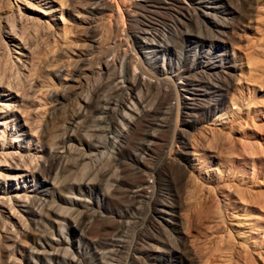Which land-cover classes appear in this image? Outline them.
Returning a JSON list of instances; mask_svg holds the SVG:
<instances>
[{
	"label": "rangeland",
	"instance_id": "obj_1",
	"mask_svg": "<svg viewBox=\"0 0 264 264\" xmlns=\"http://www.w3.org/2000/svg\"><path fill=\"white\" fill-rule=\"evenodd\" d=\"M90 1L91 0H0V80L2 81L3 86H13L12 88L18 90L20 93L21 92L24 94L26 93L25 95L28 94L30 97L27 95L28 102L26 106L30 105L29 99L30 101H34V106L33 105H30V107L27 106V108L25 109L26 111L24 113L25 118L27 119L29 118L28 122L30 121L29 123L31 126L33 125L32 127H34V125L35 127L36 126L44 127L45 124L42 123L43 122L45 123L44 120L48 121L49 116L50 118L53 116L51 118L52 120L55 118L56 119L60 118V120L62 119L61 121L65 123L66 121H68V119L72 117V114L73 116L76 115L77 111L81 110L80 108L85 109L84 107L85 102L81 100L80 101L75 100L74 95H71L68 102H66L65 104L58 105L57 101L55 100V97L52 96L50 93V91L53 90L60 91L62 88L59 79L54 74L57 71V69L62 68L64 69V71H67L68 69H69L68 71H71L76 67L82 69L83 67L80 66L82 65L85 67L87 65L89 66L91 64L90 62H92V65L93 62L94 64L95 62L96 63L100 61L102 62V60L106 58H110V54H112L115 58L113 60V56L111 55L112 61L115 62L116 66L117 64L119 66L118 61L121 59L120 57L123 56L124 54L123 52L127 53L126 51H129L127 54L129 57L128 60L130 59V57L131 60L132 57H134L133 59H135L136 61L135 62L133 60L131 61L134 62L135 64L131 63L134 66L131 64L129 65L128 73H126L125 76L128 75L129 73H131L130 76L133 75V73L134 74L136 73V75L146 76V78L150 76L154 78V75H152L153 73L152 72L150 73V71H153V69L151 70L150 66H148L144 61V56H143L144 51L142 48L144 47L145 44L149 42V40H146V42H144L145 37L147 39H151V38L155 39V40L152 39V44L154 41L159 40L153 44L154 45L153 49L155 50V53H160L159 45L165 47L166 67L169 69L170 72L171 65L172 66L178 65V71L179 72L181 71V77L179 78L174 77L173 75H171L172 72L170 74L168 73L163 75V77L164 76L168 77V79L167 77L166 79L165 78L163 79V80H168V81H164V85L166 84V82L168 84L172 82L175 87L176 84V87L179 90L178 93L180 97L179 96L176 97L177 93L174 91L175 88H171L172 89L171 91L170 87H173L172 84L169 87L168 84H166L168 86L166 85L164 86L162 83L161 85L162 89L160 88L161 92L158 93H156L155 89L153 88H152L153 91L150 88L149 89L151 91L149 89L148 91H146L148 94H145L147 97V102L145 99V103L147 104H149L148 102L151 103L149 104L150 105L149 112L146 111L145 112L146 117H143L142 115V117H140L139 120H137V123L135 121L133 122V124H130L131 126L129 127V129L124 132V136L121 140V143L118 144L119 147L117 146L116 153H114L116 159L112 160L113 158L109 159L107 157L105 158L103 157L101 158V160L99 159V161L96 160L93 162H89L87 164L88 172H86L85 176H88L89 178L94 176L93 177L94 184L92 183L91 185L92 188L90 195L84 194L82 197L89 198L92 206H96L95 203L99 201V207L96 208L97 213L95 212L96 215L94 214L93 219L90 221L88 228L85 229L86 231H84L82 236H77V234H75L72 229H70L67 234L69 239L73 240V242H75L76 239L78 238L76 241V245L80 243L87 249L86 253L82 257V263L80 264H89L91 261L96 262L97 264H106V261L109 264H113V263L114 264H148V262L153 264H169L171 262V264H174L176 262L175 261L177 255L176 251L178 250V246H180L182 249L185 248L182 245L183 244L182 240L184 238L186 239V240L184 239L186 241V250L191 249L192 244L190 243H193V245L196 244V246L194 245L193 247L195 249L197 248L196 251L198 250L197 251L198 254H197V260L194 262V264H213L215 261H219L218 260L219 258L216 256V254H213L216 253L214 251V245L216 240H218L219 238L218 234L217 236H214L215 231L218 229V228L216 229L217 223L215 222L214 214H216L215 211L218 210L219 205H221L220 204L221 197L218 196L217 200L218 199L219 200L217 202L213 201L212 203L211 202L212 200H210L211 198L207 196L209 195L212 197V194L215 192L214 191L215 189H212L215 187L210 188V186L211 185L214 186V184H211L210 186L208 185L209 181L213 176L209 168L214 164H216V162L222 163L223 165L226 164V162L224 163L223 158L221 159V157L218 158L210 157L212 151H214L215 149L217 150L218 147L221 145V143L219 145V143L212 142L211 140H207V138L205 137L212 136V134L220 135V133L223 134L225 131H229L230 133L228 132L225 133L229 134L231 138H233L234 142H236L237 148L242 153V154L230 153L231 155L229 156L230 157L229 160L231 159V162L228 161V163H231V165L234 164L238 167H241V171L239 169L233 170V168H231L234 172L232 173L230 171V173L227 174L228 176L226 177L228 182L236 183L240 181L241 178L243 177L244 180L246 181L249 180L248 183L250 185H253L255 183L254 189L256 188L257 183L260 184L259 180H262L261 183L264 182L263 172L259 173L260 175L262 174V176H260L259 178L258 175L253 176L252 174H250L253 167L254 169H256L259 166L258 165L259 162H257L258 160L256 156L261 151H262L261 152L262 156H264L263 155L264 141L262 139L264 137V123H262L263 121L261 120L262 119L261 116L262 114H260L261 111L258 110V109L260 110L264 109V0H243V1L231 0V5L234 6L235 9H231L230 7L229 11L233 12L234 14L233 13L230 14L229 12L223 14L218 13V16L222 18L225 17L228 19L227 27L224 28H222L221 26H215L216 25L215 23H210V20L208 19L207 15L201 16L200 15L201 10H203V12L207 11V9L203 7H197L196 9H194L195 11H191L192 13L191 12L190 13L192 14L191 15L192 17H189L186 15L185 9H183L178 4L176 7H174V9H169L168 11L163 10V12H161L162 11L161 9L145 5L143 1L137 2V4L134 3L133 1L132 2L128 1L126 4H123L119 0H116L115 3L117 6H119V8H118V13L114 14L115 16L109 14V12L103 13V16H101L100 14L97 15L101 17H99L96 21L97 23L95 27L97 31L95 32V34L98 36H95V38H97L98 41L102 43L101 44L102 46L105 45V43L106 45H108L106 47L100 46L99 47L100 49L98 50L97 48L98 45H100V43L98 42L97 45V43H94L90 40L92 38L90 36H92L94 33L91 30L89 32L86 31L88 29L85 28L86 23L84 22L85 16H89V14L85 12L84 8L87 7V4ZM206 3L210 4L209 2ZM52 6L56 7V11L50 13L49 8H51ZM60 9L62 12L61 14H60ZM150 10L152 11L149 12ZM119 11H121L123 14ZM134 11H140V12H134ZM117 14L118 15L122 14V17L118 16ZM31 16L33 18H36L38 23L40 22L43 26H39L38 28L36 26L37 25L36 23L34 24L32 21H30V19H28ZM77 16H81V17L79 18ZM83 16L84 18L82 19ZM147 18L151 20H148ZM152 20L153 21L155 20L154 23ZM47 22L52 25V29L46 28ZM9 25L13 28L15 27L16 29L18 28L17 35L19 37L22 35L20 37L22 41L26 43V45H29L30 47L33 48L34 53H36L34 57H37L38 55V57L35 58L36 62L34 61L33 58L32 64L33 63L34 64L32 65V68H34L35 70L33 69L34 71L32 70L31 73L27 72V70L23 68L22 64L20 63V60L17 61L19 57L23 58L20 53H15V51H19V48L15 47L12 44V42L9 41L8 38L6 37L7 34L6 32L9 31V27H10ZM117 28L119 29L117 32L118 35L113 37L115 35V31ZM55 29L56 32L59 31L61 33V37H57L54 36V34H52L55 32ZM145 29L147 32L149 30H152L151 31L152 33L150 34L149 31L148 33L142 34L145 32ZM186 29L190 30L189 32L191 33L194 32V34L198 37L207 38L204 44H202L203 45L202 49L200 46L198 47L196 43L192 42V40L189 38V35L185 34V32H187ZM199 32L200 34L202 33L201 36ZM162 33H163L162 36H164V38L160 39L159 35ZM143 35L146 36L143 37ZM107 40L110 42L109 44H107L108 43ZM197 43H201V42L198 41ZM95 45L97 47H95ZM115 46H116V50H114ZM128 47L130 49L132 47V51L134 50L133 51L134 56L132 51L130 52V49ZM95 48L96 51L93 50ZM104 48L105 50H103ZM199 49L201 53H204L203 55H206L205 57L198 58V60L199 59L202 60V62L200 61L199 66L205 64L208 61H209L208 63L212 62L213 64L218 65L217 67H215L216 69L211 70L213 71L212 76H208L207 74L200 76L198 73H194L193 70L188 71L189 68L192 66V64L195 62V60H197L196 52L197 50L199 52ZM104 51L106 52L107 55L105 54ZM117 51H120L121 53ZM102 52H104L106 56ZM220 53H223L222 54L223 60L221 59L218 60V58H214L216 55ZM75 54H79V57L77 58ZM101 55L102 56L104 55L103 57L104 59L100 57ZM89 57L92 59H90ZM116 57L119 59L117 60ZM86 58L87 59L89 58L88 61ZM76 59L77 61L79 60L80 61L77 62ZM86 62H88L89 64ZM101 62L99 64L97 63L98 66L95 64L96 68L98 67L97 69L94 66L92 67V65H90L92 68L89 66L91 70L93 69L94 73H92L93 71H89V68H87L88 66L86 67V69L84 67V72L86 73L84 77L85 79L83 81L84 87L82 92H84V94H86V92L89 94V100L93 98V93L91 92L93 91V88L100 83L101 79L102 81L100 84H102L106 80L107 71ZM143 62L145 65L142 64ZM77 63L79 66H77ZM143 65L145 67L148 66L147 69H145ZM142 66L144 67L143 68L144 70L142 69ZM133 69L135 70V72ZM222 69L227 70L232 74L234 73L233 76L235 79H237L236 81L234 80V82H236L237 89L233 91L235 95L232 96L233 99L236 100V102L233 99L231 100L230 98H226L224 104L216 105L217 107L218 106L221 107L220 110L219 108H217L218 110H213V109L211 110L212 111V114L210 113L211 116L206 114H199L198 121L194 126L189 125V123H184L183 118L185 117L184 114L187 111V106H185V104H187V101L183 96H190V94L185 93V91L182 89V86L180 85L186 83L187 82L186 77L191 76L190 73L191 74L193 73L192 77L197 76L195 78H198L200 76L198 80L202 81L203 82L202 84L212 83L218 85L219 86L218 88H225L226 83L223 80L219 82V77L216 76L217 70H220L221 73L223 72L221 71ZM105 71H106V75L105 73H102ZM141 71L142 74H138L141 73ZM147 71H149V73ZM96 72L97 73L100 72L99 76L104 75L105 76V77L103 76L104 79L102 77H99ZM93 74L97 75V78ZM251 75L254 77H252ZM88 76H92V79L89 78ZM86 77H88V79ZM160 77L163 78L162 76ZM121 78L124 80V78L126 77L119 76L114 80L115 84L116 83L117 85L119 84L118 85L119 88L120 85H126L127 83V82L123 83V81H121ZM89 79L90 81H88ZM96 79L100 81L98 82V80ZM211 79L212 81L210 82ZM179 82H181V84ZM87 83L88 85L86 87ZM119 88L117 87L114 90H112L116 93L115 94L113 92L115 96L117 95V93H120V91H122V89ZM166 88L167 91L169 90V92H165ZM116 89L118 90L115 91ZM88 90H90V92ZM163 91L164 94L166 93L165 94L166 96L163 95L162 93ZM173 91L176 94H174ZM154 92L156 95L154 94ZM113 93L111 94V96L114 95ZM169 94L170 95L172 94L171 95L172 98L169 96ZM159 95H163L164 97L162 96L159 97ZM236 96H238V98ZM239 98H241L240 100L246 105L242 104L243 105L242 106L241 105L242 102H240V100H237ZM209 102H211V100H209ZM246 102L249 103L247 104ZM168 103L170 104L167 105ZM237 103L239 106L237 105ZM226 105H228V108H226ZM234 105H236L235 107L241 109L239 110L238 108H235ZM36 109L37 111H35ZM165 109H169L168 111L170 112L166 113L167 110ZM227 109H230V114H225L226 116L224 115V117L220 121L216 120L214 123L215 125L209 124L210 121H212V119H215L220 113L223 112V110H227ZM164 110L166 111L165 113ZM199 112H202V110ZM146 113L147 115L148 114L150 115L147 116ZM231 115L232 117H230ZM80 116H82V113ZM209 116L211 120L208 122L206 121V119ZM160 117L161 118L163 117L164 120L162 118L160 121ZM248 118L250 121L248 120ZM39 119L41 121H39ZM243 119L245 121L248 120V122L246 121L247 123L245 124V121ZM232 120L234 121L232 122ZM252 121L254 122L253 124ZM156 123L157 124L161 123L160 125L161 127L156 126ZM163 123L164 124L166 123L165 126ZM86 125H87V121L83 120L80 121L78 124H73V126H68L70 131L72 130L74 133V139L70 141L72 147L73 145L74 147L77 146L79 140L81 141V143L85 142L86 138L88 137ZM152 127L159 128L158 130H156L158 136L156 135L157 137L153 139L154 141L153 144H151V146L149 145L146 148L145 147V144L147 142L146 133H148ZM9 131H10L9 134H11V130ZM185 131L187 132V135L189 134L190 136H193L195 138L198 139H200L199 137L205 138V139L202 138L203 140L201 139L204 147L203 153L201 155L198 165L195 164V162L197 163V161H190V163H192V168H191L188 165V162L182 161L184 164L186 163V168L185 166L177 163V165L180 166V169L182 168L183 170L176 168L174 169V167L172 166V164H170L169 161H171L170 158L171 157L174 158L175 155L176 158H178L176 151L177 149L182 148L180 147L182 145L181 142L183 139L182 133ZM7 137H8L7 140L9 141L11 138H9L10 136ZM247 139H257L259 142L262 143V147H257L256 143L252 144L251 141H247ZM240 140L242 144L240 143ZM242 140H244V142H242ZM204 141H207V143ZM25 144L26 143H24L22 140H19L17 138L12 143L13 146L18 145V148H24L23 146H26ZM39 145L40 143H37L36 146L31 145V147L28 148L31 152H33L34 150H38V149L40 150L41 147ZM81 147H84V145H82ZM248 154L250 155L248 156ZM28 162L29 164L32 165L33 163L34 165L36 163L35 160L33 159H30V161ZM105 168L106 170L112 168L113 171L116 169V172H114L115 175L113 174L114 175V176L112 175L113 178L111 177L112 179L109 180L110 183L111 182L113 183L109 185L110 186L109 191H107L108 185L106 187L107 189H105L106 181L104 180L106 179V176L104 177V172H103V170L105 171ZM245 171L249 173L244 175V173H246ZM169 174H171L174 178ZM230 174L231 175L235 174V175H232L231 177ZM178 177L179 179H177ZM172 178L174 180H172ZM178 183L179 185L180 184L181 185L179 186ZM147 195L149 197L154 196L156 198L165 197L168 200V202H171L173 204L178 203L179 200L181 199L180 201L183 202L182 205L183 209H181L180 212H182V215L184 214L185 217L184 215L183 216L177 215L176 212V215L172 216V218L174 219V221H180V220L188 221L189 219H191L192 216L193 220L192 219L191 221L189 220L190 223L188 221L189 228L185 233L186 235L184 234L182 235V237L180 236L179 231L177 229L178 225L176 224H168L167 226H164L162 224L159 226V224L157 223L158 221L156 222L157 217L155 216L154 213V200L151 199L149 200L148 199L149 197ZM205 199L207 200L205 201ZM187 203L189 206L187 205ZM207 205L211 207L213 206V208H211V212L209 211L210 213H207L206 215V212H204V210L205 211L209 210L208 209L209 207ZM80 209H83L82 211L86 212L84 208H80ZM200 209H201V214L199 220L198 219L196 220L194 219V214L196 213V211H199ZM86 217L87 216L85 215V213L79 216L80 219L81 218L84 219ZM201 217L203 218L201 219ZM240 218H241L240 216L239 217L237 216L236 220L233 223L234 228H237V230L241 228L243 229V224H241ZM197 221L201 222L199 223L200 225L198 223L196 224ZM210 221H213L214 223ZM205 223H207L208 225L207 224L205 225ZM211 223L216 227L212 226ZM6 224L7 223H5V220L2 218V216H0V232H1L0 237L2 233H4L2 229L5 230V227H8ZM103 224L105 225L103 226ZM106 224H108L109 227ZM117 225H122L124 229V233L122 236L124 240L121 238L122 241H120V243H117L119 245L117 244L115 246H111L110 244L108 245V243H110L109 240L110 234L113 231V229L117 227ZM225 225L226 224H224V226ZM221 227L222 229H225L223 228V225ZM98 228H100L102 231L97 232L99 231ZM147 237L153 239L149 240ZM154 238L155 239L157 238L156 239L157 241H155ZM189 239L193 242H190ZM231 239H235L237 243V238H231ZM125 240L126 242H124ZM232 241L234 242V240ZM210 245L212 246L210 247ZM109 247H112L111 251H108ZM153 247L156 248L158 251L155 252L153 250ZM106 249L108 252L106 253L105 251V254L107 255L108 258L105 257L106 256L105 254H104L105 256L104 255L101 256L103 254L101 253V251ZM151 253H153L154 255L158 254V256H161V258L158 257L157 259H153L149 256L151 255ZM95 255H97L96 259L94 257ZM15 256L17 257L15 264L27 263L26 258H24L23 256L18 254ZM100 257L102 258L104 257L106 259V260L103 259L105 260V263ZM0 259L2 260V261L0 260L1 262L0 264H2V262L6 264V260L4 257L1 256ZM259 264L262 263L260 262Z\"/></svg>",
	"mask_w": 264,
	"mask_h": 264
},
{
	"label": "bare ground",
	"instance_id": "obj_2",
	"mask_svg": "<svg viewBox=\"0 0 264 264\" xmlns=\"http://www.w3.org/2000/svg\"><path fill=\"white\" fill-rule=\"evenodd\" d=\"M115 1L116 0H114V1L113 0H91L87 4V7L84 8L85 12H87L89 14V16H85V20H84V22L86 23L85 28L88 29L86 31L89 32L91 30L94 33L92 36H90L89 34L88 35L90 37H92L90 40L94 43H97V45H98V42L100 43V41H98V39L95 38V36H98L95 34V32L97 31V29L95 27V25L97 23L96 21L99 17L103 16V13L109 12V14H111L113 16H115L114 15L115 13H118L119 6L116 5ZM119 1L123 4H126L128 1H131V2L133 1L136 4H137V2L143 1L145 5L161 9L162 10L161 12H163V10L168 11L169 9H174V7H176L178 4L183 9H185L186 15L189 17H192L191 11H195L194 9H196L197 7H203L205 9H207V11L203 12V10H201L200 15L201 16L207 15L208 19L210 20V23H215L216 24L215 26H221L222 28L227 27L228 19L225 17L222 18V17L218 16V13L223 14V13L229 12L230 14H232L233 12L229 11L230 7H231V9H235L234 6L231 5V0H119ZM239 1H243V0H239ZM206 2H209L210 4H208ZM130 9H129V11H130ZM49 11H50V13L56 11V7L52 6L51 8H49ZM121 11H119V12H121ZM151 11L152 10H150L149 12H151ZM134 12H140V11H134ZM61 13L62 12L60 9V14ZM128 13H130V12H128ZM98 14H100L101 16H97ZM122 14L121 15L117 14V15L122 17ZM106 15H108V14H106ZM81 16H82V14H81ZM81 16H77V17L80 18ZM109 17H112V16H109ZM123 17H124V15H123ZM83 18H84V16L82 17V19ZM28 19H30V21H32L34 24L36 23L37 24L36 26L38 28H39V26H43L40 22L38 23L36 18H33L32 16L29 17ZM148 20H151V19H148ZM142 21H144V20H142ZM154 21H153V23H154ZM160 23H161V20H160ZM142 25H143V23H142ZM46 28L52 29V25L47 22ZM141 28H143V27H141ZM146 29H145L144 33H142V32L141 33L145 34V33H148L149 31H150V34L152 33L151 32L152 30H149L147 32ZM118 30L119 29L117 28L115 31V35L113 37L118 35V33H117ZM186 30H187V32H185V34L189 35V38L192 40V42L196 43V45L198 47L200 46L202 49V47H203L202 44H204V42L207 40V38L206 37H198L194 34V32L191 33V32H189L190 30H188V29H186ZM200 32H199V34H200ZM6 33H7L6 37L8 38V40L11 41L15 47L19 48V51H15V53H20L21 56L23 57V58L15 57V58H18V60L17 59L16 60L17 61L20 60V63L22 64L23 68L25 70H27V72L31 73V71L34 69V68H32V65L34 64V63L32 64L33 58L35 61V58H37L38 55H37V57H34V55L36 53H34L33 48L30 47L29 45H26V43H24L22 41V39L20 38L22 35L20 37L17 35L18 34V28L16 29V27L13 28L10 26L9 31ZM52 34H54V36L61 37V33L59 31L56 32V29H55V32ZM154 34H156V33H154ZM201 34H200V36H201ZM162 35H163V33L159 35L160 39L164 38V36H162ZM86 36H87V34H86ZM145 36L146 35H143V37H145ZM57 37H55V38H57ZM127 39H128V37H127ZM152 39L153 38L147 39L145 37L144 42H146V40H149V42L147 41L148 43L145 44L142 49L144 51V53H143L144 61L148 66H150L151 70L153 69V71H150V73L151 72L153 73L152 75H154V78H152L150 76L151 74L147 75V76H150L151 78L150 77L146 78V76H142V75H136V73L135 74L133 73V75H131V76H130L131 73H129L128 75L125 76V74L128 73L129 65L131 63L135 64L134 62L136 61L135 59H133L134 57H132V60L134 62H131L132 61L131 57L128 60L129 57L127 54L129 51H126L127 53L123 52L124 53L123 56H121L120 57L121 59L118 61L119 66H118V64L116 66L115 62L112 61V58H111L112 54H110V58L104 59L103 57L106 54V52L104 51L105 54H104V52H102L104 55L100 56L104 60H102V62L101 61L100 62L103 64V66L105 67V69L107 71L106 80L102 84H100L102 79H101V81L96 79V80H98V82L100 81V83L98 85L96 83V85H97V86H95L96 88L94 87L95 89L93 88V91H91L93 93V98L91 100H89V94L87 92H86V94H84V92H82L83 87H84L83 81L85 79L84 77H85V73H86V72H84L85 66H83V65L80 66V67H83L82 69L76 67V68L72 69L71 71H68L69 70L68 69L69 67H68L67 71L69 73L67 71H64V69H62V68L57 69V71L54 74L59 79V82L61 83L62 88L60 91L53 90V91H50V93L52 96L55 97V100L57 101L58 105L59 104L63 105L66 102H68L71 95H74L75 100H79V101L81 100V101L85 102V105H84L85 109H82V108H80L81 110L78 109L79 111H77L76 115L73 116V114H72V117L70 119H68V121H66L65 123L63 121H61L62 119L60 120L59 117H58L59 119L55 118L56 120L55 119L52 120L51 118L53 116L51 118L49 116V120L48 121L44 120L45 123L44 122L42 123V124H45L44 127L43 126L42 127H40V126L35 127V125H34V127H32L33 125L32 126L30 125V123H29L30 121L28 122L29 118L28 119L25 118L24 113L26 111L25 109L27 108V106H29V107H30V105L34 106V101H30V99H29L30 105L26 106V104L28 102V96L29 95L27 94L28 95L27 96V95H25L26 93L25 94L22 92L20 93L18 90L13 89L12 88L13 86H3L2 81L0 80V216H2V218L5 220V223H7L6 225L8 226V227H5V230L2 229V231L4 233H2V235L0 237V254L2 257L5 258L6 264H15L16 259H17V257L15 255H17V254L26 258V260H27L26 264H80V263H82V257L87 251L86 247H84L80 243H78L76 245V241L78 238L76 239L75 242H73V240L69 239L67 234H68L69 230L72 229L73 232L75 234H77V236H82L84 231H86L85 229L88 228L90 221L93 219L94 214L96 215V213H97L96 208L99 207V201H97L95 203L96 206H92L89 198H83L82 197L84 194L90 195L91 188H92L91 185L93 183V177H94L93 176V177L89 178L88 176H85L86 172H88L87 171V169H88L87 164L89 162H93L96 160L99 161V159L101 160V158H103V157L104 158L107 157L109 159L113 158L112 160L116 159L114 153H116L118 144L121 143V140L124 136V132L129 129V127L131 126L130 124H133V122H135V121L137 123V120H139V118L142 117V115H143V117H146L145 116L146 111L149 112V109H150L149 104H151V103L150 102H148L149 104L145 103V99L147 102V97L145 94H148L146 91H148L149 88L151 90L153 88V89H155L156 93L161 92L160 88L162 87L161 86L162 83L164 85V81H168V80H163L164 78L166 79V77H167V76L163 77V75H165V74H168V73L170 74L172 72L171 75H173L174 77H178V78L181 77V71L180 72L178 71V65H176V66L171 65L170 66L171 71L169 72V69L166 67V64H165V56H166L165 47L159 45V47H160L159 52L160 53H155V50L153 49V47H154L153 44L159 40L154 41L152 44ZM99 40H100V38H99ZM153 40H155V39H153ZM198 41L201 43H197ZM109 43L110 42L108 41L107 44H109ZM101 44L102 43H100V45H98L97 50L100 49L99 47L102 46ZM91 46H94V45H91ZM106 46H108V45H106V43H105V45H103L102 47H106ZM95 47H97V46L95 45ZM92 48H94V47H92ZM93 50L96 51V48ZM103 50H105V48ZM114 50H116V46H115ZM114 50H113V52H114ZM122 51H124V50H122ZM131 51H132V47L130 49V52ZM133 51H132V53H133ZM117 52L121 53L120 51H117ZM110 53H112V52H110ZM113 54H115V53H113ZM203 54L204 53H201L200 49H199V52L197 50V52H196L197 60H195V62L192 64V66L189 68L188 71L193 70L194 73H198L200 76H202L204 74H207L208 76H212L213 71H211V70L216 69L215 67H217L218 65L213 64L212 62L208 63L209 62L208 61L205 64H202L199 66L200 61L202 62V60H200V59L198 60V58H200V57L202 58V57L206 56ZM205 54H207V53H205ZM222 54L223 53H220V54L216 55L214 58H218V60L219 59L223 60ZM75 55L77 58L79 57V54H75ZM98 55H100V54H98ZM136 55H137V53H136ZM133 56H134V53H133ZM88 59H87V61H88ZM90 59H92V58H90ZM114 59L115 58L113 56V60ZM118 59L119 58H117V60ZM215 60H217V59H215ZM76 61H77V59H76ZM79 61H77V62H79ZM89 61H91V60H89ZM100 62H97V63L99 64ZM227 62H230V61H227ZM86 63H88V62H86ZM90 63H91L90 65H92V62H90ZM97 63L95 62L96 65H97ZM95 64L93 62L92 67L94 66L96 68ZM133 64H131V65H133ZM140 64H141V62H140ZM142 64H144V62ZM74 65H73V67H74ZM84 65H87V64H84ZM77 66H79L78 63H77ZM89 66L87 67V68H89V71H93V69L91 70L92 67L90 66L91 67L90 68ZM143 66H142V69L145 67V66L144 67ZM148 66H146L145 69H147ZM86 67H85V69H86ZM26 68H28V69H26ZM138 69H139V66H138ZM102 71H104V70H102ZM106 71L102 72V73H105V75H106ZM142 71H141V73H138V72L137 73L142 74ZM221 71H223V72L220 73V70H217L216 76L219 77V82L223 80L226 83L225 88H218L219 87L218 85L212 84V83L202 84L203 82L198 80V78L200 76L198 78H195L197 76L192 77L193 73L192 74L190 73L191 76H189V77L185 76L187 79L186 83L181 84V82H179L181 84L180 86H182V89L185 91V93L190 94V96H183L187 101V104H185V106H187V111L185 112V114H184L185 117L183 118L184 123H189V125L194 126L198 121L199 114H206V115L211 116V114H212L211 110L212 109L213 110H218L217 108H219V110L221 109V107L216 106L217 104H220V105L224 104V102L226 101V98H230L231 100L233 99L232 96L235 95L233 93V91H235L237 89V85H236V82H234V80L236 81L237 79L234 78V76H233L234 73L232 74L231 72H229L227 70H223V69ZM134 72H135V70H134ZM147 72L149 73V71H147ZM92 73H94V71ZM99 73H97L98 76L100 75ZM143 74H144V72H143ZM158 75L162 76L163 78H161ZM94 76H96V78H97V75H94ZM103 76L101 75L99 77H102L104 79L105 76L104 77ZM119 76L120 77L121 76L126 77V78H124V80L121 78V81H123V83L124 82L125 83L127 82V83H126V85H120V88L122 89V91H120V93H117V95L115 96L116 93L112 90H114L117 87L119 88V86H118L119 84L117 85V83L116 84L114 83V80L116 78H118ZM88 77L92 79V76H88ZM88 77H86V78L88 79ZM252 77H254V76H252ZM260 78H262V77H260ZM260 78H259V80H260ZM167 79H168V77H167ZM88 81H90V79ZM211 81H212V79L210 80V82ZM115 82H117V81H115ZM3 83H4V81H3ZM119 83H121V82H119ZM221 83H220V85H221ZM166 84H168V83L166 82ZM171 84L173 85L172 82L170 84H168L169 87L171 86ZM87 85H88V83L86 84V87H87ZM168 85H166V86H168ZM171 88H175L174 91L177 94L174 91L173 92H174V94L177 95L176 97H178L179 96V93H178L179 90L176 87V84H175V87L173 85V87H170V89ZM84 89H86V88H84ZM90 90H88V91L90 92ZM117 90L118 89H116L115 91H117ZM165 90H164L165 92H169V90L167 91V88ZM164 91L162 93L164 96H166L165 95L166 93L164 94ZM171 91H172V89H171ZM171 91H170V93H171ZM155 92H154V94H155ZM112 93L114 95L111 96ZM151 95H152V93H151ZM163 95H159V97L160 96L164 97ZM171 95L169 94L170 97H171ZM236 97L238 98V96H236ZM157 98H158V96H157ZM240 99L241 98H239L237 100H240ZM248 99H250V98H248ZM177 100H178V98H177ZM209 100H211V102H209ZM234 101L236 102V100H234ZM240 102H242V101L240 100ZM170 103H168L167 105H169ZM246 103L248 104L249 102H246ZM242 104H245V103L242 102L241 105ZM237 105H238V103H237ZM161 106H160V108H161ZM235 106L236 105H234V107ZM167 108H168V106H167ZM226 108H228V105H226ZM235 108H238V107H235ZM37 109L35 111H37ZM165 110H167V112ZM165 110H164V113L170 112V111H168L169 109H165ZM201 110H202V112H199ZM258 110L261 111L260 112V114H262L261 120L263 121L262 123H264V109H262V110L258 109ZM52 113H54V112H52ZM81 113H82V116H80ZM156 113H158V112H156ZM225 114H230V109L223 110V112L220 113L215 119H212V121H210L211 120L210 116L207 119L206 118L205 119L208 122L210 121L209 124H214L216 120L220 121L224 117ZM146 115H147V113H146ZM149 115L150 114H148L147 116H149ZM232 115L230 117H232ZM162 118L160 117V121ZM246 119H247V117H246ZM30 120H32V119H30ZM57 120H60V121H57ZM83 120L87 121L86 128H87V132H88V137L86 136L87 138H86L85 142H83V143H81V141L79 140L78 145L75 147L73 145V147H74L73 148L70 141H72V139H74V133L72 130H71L72 132L70 131L68 126H73V124H78L80 121H83ZM145 120H146V118H145ZM163 120H164V118H163ZM248 120H249V118H248ZM248 120H246V121L248 122ZM39 121H41V120L39 119ZM233 121L234 120H232V122ZM246 121H245V124L247 123ZM253 123L254 122L252 121V124ZM141 124H143V123H141ZM165 124H164V126H165ZM160 125H161V123H158V124L156 123V126H160ZM232 125H233V123H232ZM238 126H240V125H238ZM158 129L159 128L152 127L151 130L149 129L150 131L148 133H146V137H147V140H146L147 142L145 144L146 148L149 145L151 146V144H153V142H154L153 139L158 136L157 132H156V130H158ZM9 130H11V134H9V132H10ZM159 131H161V130H159ZM185 132L182 133L183 139L181 142L182 145L180 146L182 148L177 149V151H176L178 158H176V155H175L174 158L171 157L172 159L170 158L171 161H169L170 164H172V166L174 167V169L175 168L180 169V166L177 165V163L185 166V168H186V163L184 164L182 161L188 162V165L191 168H192V163H190V161H197V163L195 162V164L198 165L200 158H201V155L203 153V149H204L202 140L205 138H207V140H211L212 142L219 143V145L221 143V145L218 147L217 150L215 149L214 151H212V153L210 154L211 155L210 157H216V158L221 157V159L223 158L224 163L226 162V164H224V165L222 163L216 162V164H214L213 166H211L209 168V170L213 176H212L211 180L209 181L208 185L210 186L211 184H214V186L211 185L210 188L215 187V188H212V189H215L214 190L215 192L213 193L214 197L212 194L213 198L209 195H207V196L211 198L210 200H212L211 201L212 203H213V201L217 202L219 200V199L217 200L218 196L221 197V199H220L221 205H219L218 210L215 211L216 214H214L215 215L214 218H215V222L217 223V225H216L217 227L215 225H212V223H211V225L215 226L216 229L218 228L215 231V235H214V233H213V235L217 236V234H218V237H219L218 240H216V242L214 241L215 242L214 251L216 253L212 252L213 254H216V256L219 258L218 259L219 261H215L214 263H217V264H259L261 262L262 264H264V184H263L264 182L261 183L262 180H259L260 184L257 183V186L255 189H254L255 183L253 185H250L248 183L249 180L247 179L248 181H246V180H244L243 177H242L243 179L241 178V180L236 182V183L235 182H228L226 176H228L227 174L230 173V171L232 173L234 172L233 170H235V169H237V170L239 169L241 171V167H238L234 164L231 165V163H228V161L231 162V159L229 160V158H230L229 156L231 155L230 153L242 154L240 152V150L237 148L236 142H234L233 138H231V136L229 134L225 133V132L230 133L229 131H225L223 134L220 133V135L212 134V136H208V137L206 136L205 138L199 137L200 139L195 138L193 136H190L189 134L187 135V132L186 133ZM7 136H10L9 138H11L10 139L11 141L7 140L8 139ZM16 138L19 140H22L24 143H26L25 144L26 146H23L24 148H18V145L13 146L12 143H13V141H15ZM262 139L264 141V137ZM247 141H251L252 144L256 143L257 147H262V143L259 142L257 139H247ZM204 142L207 143V141H204ZM242 142H244V140H242ZM37 143H40V145H39L41 147L40 150L38 149V150H34L33 152H31L28 147H31V145L36 146ZM240 143H241V140H240ZM82 145H84V147H81ZM208 145H209V143H208ZM246 146H247V143H246ZM246 150H247V148H246ZM250 151H251V149H250ZM248 152H249V150H248ZM261 152L256 156L257 160H258L257 162H259V164L256 163L259 165L258 168L254 169V167H253L252 171L250 173L253 176L258 175V178L260 176H262V174L261 175L259 174L262 172H263V177H264V169H262V168H264V156H262ZM70 153H71V155H70ZM246 153H247V151H246ZM249 155L250 154H248V156ZM263 155H264V153H263ZM30 159L35 160V162H36L35 165H34V163H33V165L29 164L28 161H30ZM253 165H255V164H253ZM255 166H257V165H255ZM231 168H233V170ZM260 169H262V170H260ZM180 170H183V169L181 168ZM103 172H104V177L106 176V179H107L106 180L104 178L105 179L104 181H106L105 182L106 186L105 185L104 186H105V189L108 188L107 191H109V188H110L109 185H111V183H112V182L110 183L109 180L113 178L112 177L113 174L115 175L114 172H116V169L113 171L112 168H109L108 170H106V168H105V171L103 170ZM190 173H192V172H190ZM248 173L249 172H246V173H244V175H246ZM239 174H240V172H239ZM169 175L172 176L171 174H169ZM232 175H235V174H232ZM232 175H231V177H232ZM237 177H238V175H237ZM173 178H172V180H174ZM157 179H158V177H157ZM170 179H171V177H170ZM177 179H179V177ZM263 181H264V179H263ZM107 185H108V187H107ZM178 185H179V183H178ZM184 188H186V187H184ZM182 189H183V187H182ZM203 192H205V191H203ZM206 192H208V191H206ZM209 194H211V193H209ZM147 196H145V197H147ZM208 197H206V198H208ZM148 199L154 200V213H155V216L157 217L156 222L158 221L157 223L159 224V226L162 224L164 226H167L168 224H176V225H178L177 229L179 231V234L182 237V235H184L189 228V223L192 219V216H191V219H189L190 221L188 220L189 223H188V221H184V220L183 221L182 220L174 221V219L172 218V216L176 215V212H177V215H181V216L184 215V214L182 215V212H180V210L183 209L182 208L183 202L180 201L181 199L176 204L168 202V200L165 197H163V198L157 197L156 198L154 196L153 197L150 196ZM202 200H203V198H202ZM206 200L207 199H205V201ZM187 205H188V203H187ZM213 205H215V204H213ZM208 207H209L208 208L209 210L207 209L208 211L204 210V212H206V215H207V213H210L211 208H213V206L212 207L208 206ZM80 208H84V210H86V212L85 211L83 212L82 211L83 209H80ZM81 212H82V214L85 213V215L87 217L84 219L83 218L80 219L79 216L82 215ZM213 212H214V210H213ZM200 214H201V209L199 211H196V213L194 214V219L199 220ZM186 215H189V214H186ZM190 215H191V213H190ZM77 216H78V218H77ZM237 216L241 217L240 222H241V224H243V229L241 228V229L237 230V228H234V226H233L234 225L233 223L236 220ZM184 217H185V215H184ZM203 217H201V219ZM186 218H183V219H186ZM201 219H200V221H201ZM206 219H208V218H206ZM210 222H213V221H210ZM238 222H239V220H238ZM197 223L199 224L201 222L197 221L196 224ZM221 223L223 225V228H225V229H222ZM193 224H195V223H193ZM206 224L207 223H205V225ZM224 224H226V225L224 226ZM104 225L105 224H103V226ZM106 225L109 227L108 224H106ZM103 226H102V228H103ZM113 227H115V226H113ZM98 230L99 231H97V232L102 231L100 228H98ZM123 233H124V229H123L122 225H117V227L114 228L110 234V238H109L110 243H108V245L110 244L111 246H115L117 243H120V241H122L121 238L123 239V237H122ZM147 238L149 240L153 239L150 237H147ZM210 238H212V237H210ZM231 238H237V243H236L235 239H231ZM156 239H155V241H157ZM184 239L182 240V243H183L182 245L185 248L182 249L180 246H178V250L177 251L175 250L177 252L176 253L177 255H176V260H175L176 262L174 264H194V262L197 260V254H198L197 251L198 250L196 251L197 248L195 249L193 247L194 245L196 246V244L193 245V243H190L193 241H191L189 239L190 240L189 243L192 244L193 248L191 247V249L186 250V241H185L186 239L185 240ZM232 240H234L235 243ZM124 242H126V240ZM117 245H119V244H117ZM120 245H122V244H120ZM211 246L212 245H210V247ZM208 247H209V245H208ZM111 248L112 247H109L108 251H111ZM153 250L155 252L158 251L154 247H153ZM105 251H106V253L108 252L107 249L101 251V253H103L101 256H103L105 254ZM153 255L154 254L151 253V255H149V256L153 259H157L158 257L161 258V256H158V254H155L154 256ZM1 256H0V258H1ZM96 256L97 255L94 256L95 259H96ZM105 257H107V255ZM100 258L102 260L105 259L104 257L103 258L100 257ZM105 260H103L104 263H105ZM170 261H171V259H170ZM199 261H201V260H199ZM209 263H211V262H209ZM2 264H4V263L2 262ZM89 264H97V263L91 261ZM106 264H109V263H107V261H106ZM148 264H153V263L148 262ZM169 264H171V262Z\"/></svg>",
	"mask_w": 264,
	"mask_h": 264
}]
</instances>
